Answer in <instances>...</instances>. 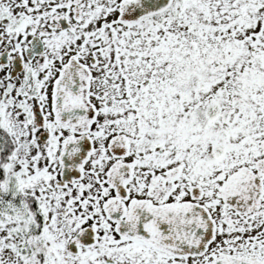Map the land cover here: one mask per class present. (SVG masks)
<instances>
[{"label":"snow or ice","instance_id":"snow-or-ice-1","mask_svg":"<svg viewBox=\"0 0 264 264\" xmlns=\"http://www.w3.org/2000/svg\"><path fill=\"white\" fill-rule=\"evenodd\" d=\"M0 264H264V0H0Z\"/></svg>","mask_w":264,"mask_h":264}]
</instances>
